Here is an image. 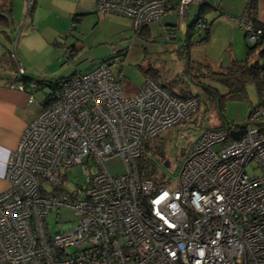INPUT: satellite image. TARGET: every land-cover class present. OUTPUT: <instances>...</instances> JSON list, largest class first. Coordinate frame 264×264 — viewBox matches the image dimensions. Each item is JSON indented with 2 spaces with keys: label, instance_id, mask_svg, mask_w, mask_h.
<instances>
[{
  "label": "built area",
  "instance_id": "obj_1",
  "mask_svg": "<svg viewBox=\"0 0 264 264\" xmlns=\"http://www.w3.org/2000/svg\"><path fill=\"white\" fill-rule=\"evenodd\" d=\"M86 1L98 14L127 17L137 33L172 14L171 5L182 16L202 0ZM239 23L256 44L263 31L247 17ZM15 58L12 88L25 92ZM111 65L65 80L10 155L9 187L0 194V264H264V84L244 135L232 139L239 128L204 132L170 189L143 179L138 161L154 138L189 120L198 102L172 96L151 78L126 96L123 74L117 78ZM114 157L125 174L106 170L104 160ZM78 166L87 180L70 191L67 173ZM55 209L75 219L53 235L46 218Z\"/></svg>",
  "mask_w": 264,
  "mask_h": 264
},
{
  "label": "rangeland",
  "instance_id": "obj_2",
  "mask_svg": "<svg viewBox=\"0 0 264 264\" xmlns=\"http://www.w3.org/2000/svg\"><path fill=\"white\" fill-rule=\"evenodd\" d=\"M10 1L13 3L14 41H8L5 35L0 33V55L5 49L15 51L23 68L36 80L55 81L75 74L89 73L102 65H111L117 49L123 50L121 55L117 56L119 61H122L121 67L117 68L113 64L111 67L117 78H120L119 74H123L120 80H123L122 86L126 96L137 93L143 87L146 81L144 71L157 72L161 77V84L180 80L179 83L192 92H201L203 103L189 120L170 128L150 142L152 147L155 145L161 147V152L167 158L165 164L158 165V170L167 181L164 185L170 189L177 186L181 163L191 146L204 132L220 127L226 121L230 125L244 126L253 110L259 105L258 91L254 85H250L247 88V98L227 100L224 104L225 118L220 115L217 102L208 99L206 93L186 72L179 51L182 46L180 39L169 42L163 34L161 26L178 22L179 37L184 35L187 23H182L176 16H165L161 24L153 23L150 25V37L142 38L135 34L127 17L95 13L94 10H89L90 4L86 0ZM76 13L84 16L77 24L76 30L71 31V19ZM214 14H210L209 19H212ZM191 17L192 20L193 15ZM227 22H214L209 43L198 44L193 48L207 57L209 65L216 64L225 68L232 60L240 61L246 58L247 42L244 31L237 24L233 28ZM6 32L11 34L10 30ZM57 43H66L68 46L76 44L79 51L72 60H68L62 47ZM218 88L221 93L225 92L223 88ZM49 91L50 89L45 87L35 92L33 97L39 103L45 98L44 93ZM184 92L185 90L181 91ZM104 166L113 177L121 176L126 172V166L120 157L105 159ZM91 170L95 172L96 167L92 165ZM67 175V189L70 191L84 186L87 180L83 166L70 170ZM74 219L70 211L61 209L57 212L55 209L46 218L49 232L53 235L58 233L61 223Z\"/></svg>",
  "mask_w": 264,
  "mask_h": 264
},
{
  "label": "trees",
  "instance_id": "obj_3",
  "mask_svg": "<svg viewBox=\"0 0 264 264\" xmlns=\"http://www.w3.org/2000/svg\"><path fill=\"white\" fill-rule=\"evenodd\" d=\"M221 1L222 0H202L198 4L192 5L188 9V11L182 16L177 12H175L177 10L176 4H173L169 7V10L172 11V14H168V15H174L177 17L179 21L182 22L188 19L186 31L182 37H179L178 22L176 23L173 22L172 23L173 25H164L162 28H166L169 34L171 35L170 37H166V35L164 34L167 41L170 42L180 39V41L182 42V46L180 47L179 51L181 58L184 60L186 72L190 74L192 81L198 87H200L204 93H206L208 99L215 100L217 102L218 111L220 115L223 118H225L224 116L225 102L231 99L245 100L247 98V88L250 85H254L258 91L260 97L259 105L262 102L264 82L262 80L261 73L264 70V46H263L264 26H262L257 20L258 0H247L245 10L237 21L239 28L242 29V31H244L245 39L247 42L246 58L240 61L236 59L232 60L227 67L225 68L220 67L218 70H213L208 64L203 65L197 61H194L191 57L192 49L198 44L209 43L211 39V28L214 22L218 18L227 15L221 8ZM194 6H196L197 11L193 16V19L191 20L190 18L192 15H190L189 11ZM12 13H13L12 1L0 0V33L4 34L5 38L11 42L14 41L12 37V31L14 26ZM213 13H215L213 18L209 19L208 16ZM83 16H84L83 14H78V13L72 16L71 31L76 30L77 24L81 22ZM243 17H247V19L254 26H256L257 28L263 31L262 37L256 44H251L249 42L247 38V33L239 23ZM199 23H202L204 27L203 28L199 27L198 25ZM150 25L151 24L145 26L139 32L137 33L135 32V34L138 37L149 38ZM6 30H10L11 34H8ZM57 45L65 47L66 49L65 57H67L68 60H72L73 57L79 51L78 46L76 44L68 46L66 43L64 44L57 43ZM119 54L121 55V53L114 55L117 57ZM0 67H7L10 69L11 72L17 70V60L15 58V51H10L9 49H5V52L0 59ZM144 73L146 74V79L151 78L154 82H156L163 89L168 91V93H170L174 97L183 100L195 98L198 102L197 111L199 110L201 104L203 103L201 92L198 93L192 92L187 87L182 86L179 83L180 80H174L172 82L161 84L160 83L161 77L155 71H144ZM76 75L77 74L67 78H60L55 81H49L46 79L36 80L32 78L31 75L27 74L25 71V73H23L21 77L17 78L16 81L22 83L25 86V92L31 90L30 94L43 90L45 87L50 89L49 92L45 93L46 98L42 104V107H44L52 103L56 92L61 88V84L65 80L70 79ZM32 85L35 86L33 87ZM212 85H216L217 87ZM218 87L223 88L225 92L221 93ZM177 88H179V90ZM184 90L185 92L181 93V91ZM240 127L241 126L230 125L226 121L224 125L220 127H214L212 129L228 130V129H238ZM166 161L167 158L161 152V147L156 145L152 147L151 144L149 143L147 145L146 154H144V156H142V158H140V160L138 161L140 176L143 179L153 180L157 185H164L165 182L167 181L164 180L165 179L164 175H162L159 172L158 165L165 164Z\"/></svg>",
  "mask_w": 264,
  "mask_h": 264
},
{
  "label": "crops",
  "instance_id": "obj_4",
  "mask_svg": "<svg viewBox=\"0 0 264 264\" xmlns=\"http://www.w3.org/2000/svg\"><path fill=\"white\" fill-rule=\"evenodd\" d=\"M246 1L247 0H222L221 8L227 15L218 18L216 21H228L227 23H229L232 27L237 26L238 18L245 10ZM196 11V6H194L191 8L189 13L190 15L194 16ZM187 20L188 19H186L184 22L187 23ZM257 20L262 26H264V0H258ZM233 28L232 31H234ZM62 51L65 53L64 49ZM3 54L0 55V59ZM192 58L199 63H206L209 65L207 57L195 49H192ZM209 66L214 70H218L220 68L216 64H210ZM10 74L9 68L0 67V194L6 191L9 187L8 182L6 181V171L10 155L17 149L26 128L39 115L40 111L42 110V104L46 98L45 96L43 101H40L39 103H37L36 100L31 102L30 96L34 95V93L30 94L31 90L28 92H20L16 89H13V81L10 77ZM35 102L38 105L35 104Z\"/></svg>",
  "mask_w": 264,
  "mask_h": 264
},
{
  "label": "water",
  "instance_id": "obj_5",
  "mask_svg": "<svg viewBox=\"0 0 264 264\" xmlns=\"http://www.w3.org/2000/svg\"><path fill=\"white\" fill-rule=\"evenodd\" d=\"M244 133H245V126H241L239 128V131L231 132L230 135H231L233 140H239L241 138V136L244 135Z\"/></svg>",
  "mask_w": 264,
  "mask_h": 264
}]
</instances>
